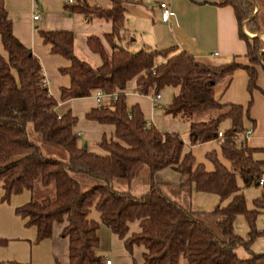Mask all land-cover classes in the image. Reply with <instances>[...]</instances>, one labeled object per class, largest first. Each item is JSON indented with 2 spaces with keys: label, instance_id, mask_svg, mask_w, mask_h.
<instances>
[{
  "label": "trees",
  "instance_id": "trees-1",
  "mask_svg": "<svg viewBox=\"0 0 264 264\" xmlns=\"http://www.w3.org/2000/svg\"><path fill=\"white\" fill-rule=\"evenodd\" d=\"M107 1L106 9L90 7L85 0L64 7L68 14L79 15L85 22L102 20L111 24V33L104 37L109 54L97 38L86 39L88 49L101 60L98 67L74 55L71 33L37 31L49 54L69 64L59 70L69 79V87L60 89L61 102L88 97L92 91L113 97L109 107L85 115L88 121L114 128L113 138L103 137L97 145L103 155H96L77 146L72 131L75 118L69 111L57 112V101L48 94L38 60L11 34L0 0V43L6 53L5 58L0 56L1 201L8 202L22 191L30 193L29 202L14 214L25 221V226L35 229V243L51 236L54 223L65 221L61 236L68 240V264H99L95 254L98 223L89 218L91 208L97 212L99 223L122 240L127 252L133 246L143 248L142 264H264V250L254 253L249 249L254 239L264 236V161L252 159L256 151L246 147L242 128L250 101L243 108L213 98L215 84L235 70L246 73L248 94L256 89L255 66L264 70L262 43L258 37L239 33L251 67L234 62L204 66L174 47L130 52L117 45L124 40L125 3ZM217 5L233 10L240 29L246 20L244 27L250 34L264 32L262 15L259 9L254 11L255 1L217 0ZM131 80L134 92L142 96L154 97L165 87L174 89L170 104L162 111L164 117L188 125L190 146L212 141L221 132L220 155L228 161L230 170L221 166L214 154L207 156L212 172L194 166L190 153L182 155L183 142L178 134L158 131L144 121L138 108H127L123 90ZM29 124L41 142L66 152V163L42 155L27 137ZM165 168L180 176L178 185L169 192L179 195L192 189L212 194L218 197V205L210 212H200L188 202L171 198L153 182V175ZM140 170H145V192L135 196L122 191L119 182L130 184ZM236 177L243 188L257 187V181L263 178L262 192L250 211L235 184ZM259 212L262 231L255 226ZM237 216L245 222L246 239L234 233ZM134 222L139 232L126 237L128 225ZM239 247L247 258L236 255Z\"/></svg>",
  "mask_w": 264,
  "mask_h": 264
},
{
  "label": "crops",
  "instance_id": "crops-1",
  "mask_svg": "<svg viewBox=\"0 0 264 264\" xmlns=\"http://www.w3.org/2000/svg\"><path fill=\"white\" fill-rule=\"evenodd\" d=\"M7 19L10 22L13 37L36 58L40 64L45 87L48 94L57 101L58 113L69 111L75 118L73 133L77 136V146L85 145L89 153L103 155L97 147L101 139L105 137L111 140L114 128L110 125H101L85 119V115L99 107H109L113 97L100 95L97 91L90 92L85 98L73 99L61 102L60 89L69 87L67 76L60 75L59 70L68 67V62L58 56L49 54V47L43 45L37 31L68 32L73 35L74 55L92 67L101 65L98 55L92 53L86 44L87 37H95L109 54L110 49L104 37L111 33L109 22L91 20L85 22L79 15L68 14L66 0H1ZM124 4V22L121 34L124 40L117 45L130 52L141 49L163 51L175 48L184 51L193 60L201 65L219 67L232 62L246 66V48L239 38V33L252 37H258L262 42L264 52V32L248 34L238 27L233 10L228 6H218L217 0H120ZM259 13L263 12L264 0H253ZM88 6H96L100 9L109 7L107 0H85ZM160 3H165L171 12L166 20H161ZM76 0L72 4L75 5ZM37 15V20L32 17ZM248 35H247V34ZM0 56L5 58L0 43ZM264 70L256 69V89L248 94L246 86L248 77L243 70H235L230 76L222 78L213 88V98L221 104L240 105L245 108L250 101L247 116L242 119V128L250 130L249 137L244 138V143L249 149L256 152L252 155L254 161H264ZM175 90L165 87L158 93V99L152 104V97L138 95L134 92V80L125 84L123 94L127 108L136 107L142 118L148 125L162 133L178 134L183 142L182 155L190 153L194 160V166L201 165L205 172H212L213 165L208 161V155H215L216 161L226 170H230L228 161L220 155L217 141L214 139L196 146H190L188 142V125L178 120L164 117L162 111L167 107ZM28 139L37 145L44 157L53 158L66 163V152L55 145L43 143L40 137L33 133L31 125H27ZM145 171L140 176L137 184L143 187L135 196L145 192ZM153 182L160 186L163 192L179 202H188L192 208L200 212H210L219 203L217 196L194 192L179 195L169 192L180 182V176L171 168H165L153 175ZM131 184V183H130ZM236 186L241 189L245 208L253 209L252 202L259 197L262 189L258 187L243 188L241 180L235 178ZM122 191H130L128 185H119ZM0 192V264H68V240L61 236L62 229L66 225L54 223L51 236L48 239L35 243L36 231L33 227L25 226V221L14 214V210L26 205L31 195L28 191H22L13 195L8 202H2ZM175 195V196H174ZM176 197V198H175ZM259 212L257 217L262 216ZM89 218L98 223L96 235L98 244L95 254L99 258V264L109 261L110 264H142L144 250L140 246H133L127 252L122 240L110 233L99 223L97 212L92 209ZM257 219V218H256ZM139 232L138 223L128 225L126 237ZM237 255V253H236ZM238 256V255H237Z\"/></svg>",
  "mask_w": 264,
  "mask_h": 264
},
{
  "label": "rangeland",
  "instance_id": "rangeland-1",
  "mask_svg": "<svg viewBox=\"0 0 264 264\" xmlns=\"http://www.w3.org/2000/svg\"><path fill=\"white\" fill-rule=\"evenodd\" d=\"M263 8H264V6H263ZM261 14H263V12H261ZM262 20L264 22V18H262ZM245 22H246V20H244L241 23L242 27L245 26ZM244 31H246L248 34H250L248 32V29H246L245 27H244ZM247 37L250 38V36H247ZM260 43H262V42L260 41ZM261 50H263V46H262ZM246 66L251 67V66H249L248 62H247ZM258 68H259V66H255V70L258 69ZM142 169H145V168H142ZM143 171H145V170H140L138 172L136 178L131 182V184H128V187L130 188V192L133 195L137 194L140 190L142 191V189H143V187L141 185L137 184V182L140 179V176L143 174ZM118 185H125V183L124 182H119ZM92 209L93 208H91L90 211H92ZM262 220H263L262 216L257 217V219H256L255 226H256V229L258 231H262L263 230ZM233 230H234V233L236 235H238L239 237H241L243 239H246L247 228H246L245 222H244V220H243V218L241 216H237L236 217V219H235V221L233 223ZM249 249L252 252H254V253L262 252L264 250V236L262 235V236L257 237L256 239H254L253 242L251 243ZM236 253H237L239 258H242V259L247 258L246 252L241 247L236 249ZM180 264H183V261H181Z\"/></svg>",
  "mask_w": 264,
  "mask_h": 264
},
{
  "label": "built area",
  "instance_id": "built-area-1",
  "mask_svg": "<svg viewBox=\"0 0 264 264\" xmlns=\"http://www.w3.org/2000/svg\"><path fill=\"white\" fill-rule=\"evenodd\" d=\"M73 3V0H66V5H69V4H72ZM158 8L160 9L161 11V20L162 21H166L170 16H171V12L169 11L167 5L165 3H160L158 5ZM32 19L35 21L37 20V15H34L32 17ZM97 97L101 95V93L97 92ZM157 99H158V94L155 95L154 97H152V104H155L157 102ZM251 131L250 130H247L245 131L244 133V138H247L249 137ZM221 138H222V135H221V132H217L216 133V137H215V140L217 141L218 144L221 143ZM257 187L260 188V189H263V178H260L258 181H257ZM104 264H110L109 261H104ZM262 264V263H260Z\"/></svg>",
  "mask_w": 264,
  "mask_h": 264
},
{
  "label": "water",
  "instance_id": "water-1",
  "mask_svg": "<svg viewBox=\"0 0 264 264\" xmlns=\"http://www.w3.org/2000/svg\"><path fill=\"white\" fill-rule=\"evenodd\" d=\"M86 146L85 145H83V148H85Z\"/></svg>",
  "mask_w": 264,
  "mask_h": 264
}]
</instances>
